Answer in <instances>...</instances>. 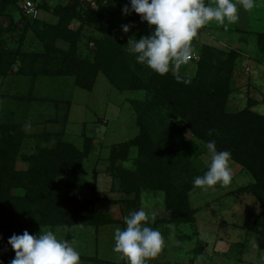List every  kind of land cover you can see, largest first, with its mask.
<instances>
[{"label":"rangeland","instance_id":"1","mask_svg":"<svg viewBox=\"0 0 264 264\" xmlns=\"http://www.w3.org/2000/svg\"><path fill=\"white\" fill-rule=\"evenodd\" d=\"M206 3L214 4V0H206ZM40 4L38 18L48 24L58 22L55 13L58 8L74 9L82 17L87 10L105 9L102 12L104 20L121 40V60L127 62V70L120 76L126 80L125 75L132 73L136 80H141L150 69L138 63L127 50L131 38L138 40L146 35V28L142 31L138 21L132 20L135 12L122 13L129 0H112L108 7L107 0H40ZM21 6L22 1L18 2L19 10L14 11L11 27H8V18L2 20L0 48L14 52L19 47L23 53L41 54L43 48L32 32H22L26 19L21 17ZM239 15L237 23L220 25L213 21L201 28L192 41L191 59L180 68L186 77L192 78L202 51L211 48L218 59L231 63L225 95L226 112L236 113L251 105L250 110L264 116V43L260 40V36H264V0H256V7L251 11L240 8ZM125 24L131 25L128 33L122 31ZM66 29L77 36L74 43L70 37L66 41L56 38L57 50L65 51L73 43L74 56L92 62L100 31L76 18L67 23ZM47 60L42 57L30 63L28 59L21 61L11 56L5 67L0 63L4 70V74H0V142L6 137L1 129L6 124L23 126L22 130L18 128L17 137H25L17 149L12 148L10 142V147L6 148L11 150V155L4 156L5 160L8 158L5 162L13 177L24 178L31 166L29 159H37L42 149L54 147L57 136L51 134L59 133L61 140L81 151L87 139L89 150L75 169L76 183L67 186V178L59 176L53 190L64 198L76 196L90 202L93 212L102 220L90 226L58 227L40 223L7 228L5 221L0 219V264H10L15 256L8 244L9 237L14 233L22 234L24 230L30 234L54 231L58 238L69 240L80 252L81 264H126L113 250L114 233L117 227H126L124 217L140 207H145L149 213V226L159 229L166 242L162 252L149 264H264V232L253 226L259 203L252 194L253 189H249L253 182L250 175L238 163L232 160L233 179L226 186L217 184L203 190L194 184L187 189L185 182L178 183L181 189H187L183 192L191 213L186 221L174 222L171 211L165 208V198L162 203L157 198L160 191L128 192L110 169L112 146L131 140L140 132L134 103L145 102L151 93L118 90L102 73L96 74L91 90L82 89L75 85L74 75L52 74L51 62ZM56 62L61 63V60ZM52 67L55 70V64ZM169 73L175 74L176 69ZM153 131L150 139L156 145L155 140L162 135ZM48 134L50 138L43 140ZM190 138L189 132H174L170 143L187 155L191 173L203 175L211 160L210 153L203 150L200 143L189 145ZM128 157L127 161L117 164L134 170V148ZM68 204L72 206L71 202Z\"/></svg>","mask_w":264,"mask_h":264},{"label":"trees","instance_id":"2","mask_svg":"<svg viewBox=\"0 0 264 264\" xmlns=\"http://www.w3.org/2000/svg\"><path fill=\"white\" fill-rule=\"evenodd\" d=\"M20 1L23 3L25 0H0V35L3 32L4 18L10 21L8 27L13 25V14L19 10ZM38 1V5L42 7L40 0ZM111 2L112 0H107V7ZM103 11L105 9L102 8L97 11L87 10L82 17L74 9L58 8L55 11L58 17L56 24H48L21 12V17L26 19L23 34L32 32L44 52L27 54L19 47L14 52L0 48V63L5 67L11 56L18 57L21 61L28 59L30 63L44 57L51 62L52 74L74 75L75 85L82 89L91 90L96 74L102 73L118 90H147L151 97L141 104L134 103L138 112L139 134L111 148V173L120 178L121 187L132 193H138V190H163L166 194L165 208L171 211L173 221L184 222L191 212L183 191L192 186L197 174L189 171L187 155L171 145V135L174 132H189L191 138L188 144L194 146L200 143L203 150H207L206 143L209 140H215L217 149L229 150L232 160L250 175L253 182L249 189H253L252 194L259 203L253 226L264 232V116L250 110L251 105L236 113L226 112L225 95L231 63L218 59L211 48H208L202 51L192 78L186 77L182 68H179L178 73L176 70L175 74L165 75L148 69L143 74V79L136 80L132 73H128L124 77L126 81L120 76L127 70V62L121 60L122 43L104 20ZM134 15L132 20L138 21V27L142 31L146 28L145 34L148 35L151 29L147 22L141 21L138 14ZM72 18L101 33L100 38L95 40L96 51L92 62L82 61L74 56L76 49L73 43L77 35L66 29ZM58 37L65 41L68 37L72 39L69 49L57 50L54 40ZM260 40L264 43V36H260ZM58 59L61 63L56 62ZM54 64L55 70L52 67ZM0 74H4L1 68ZM177 74L182 77L181 80L176 79ZM184 80L190 83H185ZM22 127L6 124L1 128L6 135L0 142V219L5 221V226L23 227L40 223L58 227L90 226L102 220L93 212L90 202L76 196L64 198L65 196L53 190L54 181L59 176L67 178V186L76 183L75 169L86 156L89 141L85 140L81 151L61 140L59 133L51 134L57 136L54 147L50 150L42 149L37 159H29L30 165L34 166H30L24 178L18 179L13 177L12 170L5 162L8 158L5 160L4 156L11 155V150L6 147L13 143L12 148L17 149L21 139L25 138L20 135L17 137L18 128L22 130ZM210 129L213 130L212 135L208 134ZM153 130L162 135L155 140L156 145L150 139ZM51 135H44L43 140H48ZM133 148V164L136 168L130 170L117 164L118 161H127ZM151 162L152 164H148ZM184 182L187 189L177 186ZM70 202L72 206L68 204Z\"/></svg>","mask_w":264,"mask_h":264},{"label":"clouds","instance_id":"3","mask_svg":"<svg viewBox=\"0 0 264 264\" xmlns=\"http://www.w3.org/2000/svg\"><path fill=\"white\" fill-rule=\"evenodd\" d=\"M130 5V6H129ZM256 0H129L122 8L125 15L135 12L141 21H146L151 31L148 35L130 39L128 52L138 63L147 65L152 71L165 75L173 68L178 70L192 57V41L205 25L216 22L224 25L237 23L240 8L251 11ZM131 25H122L128 33ZM177 80H181L178 74ZM185 83H190L184 80ZM213 130H209L212 135ZM206 148L210 163L203 175L194 178V186L203 190L209 187L228 185L233 179L232 154L229 150H218L215 140H209ZM166 194L161 190L158 200L162 203ZM149 213L145 207L131 211L124 217L123 229L114 233V251L126 264H149L164 249L166 242L157 228L149 226ZM171 227V226H170ZM8 244L15 252L10 264H81V254L67 239H60L52 230L30 234H12Z\"/></svg>","mask_w":264,"mask_h":264},{"label":"built area","instance_id":"4","mask_svg":"<svg viewBox=\"0 0 264 264\" xmlns=\"http://www.w3.org/2000/svg\"><path fill=\"white\" fill-rule=\"evenodd\" d=\"M81 1L91 2V0H81ZM38 2H39L38 0L37 1L25 0L21 6L22 12L31 18L34 19L38 18L40 14Z\"/></svg>","mask_w":264,"mask_h":264}]
</instances>
